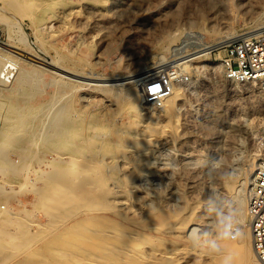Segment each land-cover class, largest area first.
Listing matches in <instances>:
<instances>
[{
  "label": "rangeland",
  "instance_id": "rangeland-1",
  "mask_svg": "<svg viewBox=\"0 0 264 264\" xmlns=\"http://www.w3.org/2000/svg\"><path fill=\"white\" fill-rule=\"evenodd\" d=\"M63 2L49 1L45 13L33 12L29 18L25 14L30 8L9 10L0 0V42L11 41L22 51L58 61V66L76 73L120 79L135 69L156 66L163 55L171 60L199 44L218 45L226 34L264 26V0ZM218 46L211 49L207 61L192 59L190 69L170 63L161 71L181 91L176 98H163L161 106L145 98V87L135 99L124 90L129 84L108 85L104 91L93 85L82 87L19 55L13 66L19 65L24 73L13 76L15 68L11 69L7 81L0 83V131L4 138L20 135L25 149L34 136L41 145L29 155L0 145V185L7 188L0 192V205H5L0 208V264H130L118 249L105 248L104 231L99 232L112 230L110 221L121 224L122 232L111 231V235L117 233L116 244L127 251L139 245V256L144 259L137 264H213L211 252L193 248L186 240L190 227L207 233V240L215 238L217 213H227L233 200L243 210L249 164L264 157V79H224L215 50ZM4 61L0 59V66ZM182 74L187 80H180ZM111 88L112 95L107 92ZM117 91L123 92L120 97L114 95ZM135 113L157 126L171 124L170 128L146 137L134 148L130 139L137 126ZM125 126L130 131L118 141L120 131L126 134ZM15 137L8 140L12 146ZM103 141L110 144L97 153ZM81 147L83 153H76ZM120 147L126 150L133 170L131 193L123 194L121 188L125 177L123 161L117 156ZM73 156L81 164L62 175L71 195L65 197L54 218L34 191L44 190L54 167ZM217 161L219 167L214 166ZM28 169L36 173L26 176ZM97 172L108 174V179L96 190L89 179ZM113 179L120 183L114 185ZM108 187L119 198L111 197ZM210 199L216 209L212 213L207 211ZM95 240L100 245L96 249ZM241 259L249 264L245 256Z\"/></svg>",
  "mask_w": 264,
  "mask_h": 264
},
{
  "label": "bare ground",
  "instance_id": "bare-ground-1",
  "mask_svg": "<svg viewBox=\"0 0 264 264\" xmlns=\"http://www.w3.org/2000/svg\"><path fill=\"white\" fill-rule=\"evenodd\" d=\"M1 1H4L7 5V7L9 8V10H14V11H22L24 10L25 8H30L31 11L28 13V14H25V16L29 17V18H32V14L33 12H39V13H45L47 11V6L49 4V1H52V3H60V0H1ZM63 2V0H62ZM63 5H64V2H63ZM65 7V5H64ZM27 10V9H26ZM25 11V10H24ZM261 13V12H260ZM93 14V13H92ZM59 16V15H58ZM258 16V15H257ZM31 20V19H30ZM261 24V23H260ZM17 27V26H16ZM16 30V29H15ZM262 30H264V26H261V27H258V28H255V29H251L249 31H246L244 33H240V34H233V33H229V34H226L224 36V38L219 42L220 44L222 43H226L228 42L231 38H234L236 36H246V35H249V34H256V33H259L261 32ZM10 39V38H9ZM37 42V41H36ZM12 42H0V59H4L5 61L2 62V65L0 66V83L1 82H6L10 75H11V69H14L15 68V73H13L12 75L14 76L16 73L17 74H23L24 73V70L19 66L17 65V67L13 66L14 64H16V61H18L19 59V55L20 56H23L25 59H30L31 61H34L36 63L39 64V67H42V66H46V67H49L51 70L55 71L58 73V77L62 80H67L68 82H76L77 85H93L94 88L96 87V89L98 90H103L106 89L104 88L105 86H108V85H111V87H115V86H118V85H125V84H129V86L124 89L125 92H127L126 94L129 95L130 98H134L140 94V90H143V87H146L145 85V82L149 79H153L151 78L152 76L154 75H159L161 73L162 70L166 69L165 67H167L168 65H172L170 63H173L172 67H179L181 69H188L189 67V62L192 60V59H195V58H202L203 61H207L208 57H209V53L211 52V49L215 46H218V45H209V44H199L198 47L196 49H194L193 51H190V52H187V53H179L177 56L173 57L171 60H166V58L164 57V55L162 56L160 54V57H161V60L160 62L154 67L152 66V68H147V69H141V70H133L132 73L129 74V76L125 77V78H100V77H90V76H87V75H83V74H80V73H76L74 71H70L72 69H65L64 67L62 66H58L60 64H57L58 61H55L53 59H50L49 61H46V60H43L33 54L30 53H27L26 51H22L20 50L19 48H16L13 46V43L11 44ZM16 49V50H15ZM33 52V51H32ZM3 54L4 55H8V57H3ZM21 60V59H20ZM52 60V61H51ZM58 60V59H57ZM200 62V61H199ZM30 63V62H29ZM208 64V63H207ZM191 66V65H190ZM203 66V65H202ZM37 71L36 72H39L40 68L35 66ZM171 67V68H172ZM48 69V68H47ZM190 69V68H189ZM11 70V71H10ZM45 70V69H44ZM49 70V69H48ZM168 70V69H167ZM185 70V71H186ZM50 71V70H49ZM164 72V71H163ZM169 72V71H168ZM92 74V73H90ZM95 74V73H94ZM93 74V75H94ZM165 74V72H164ZM98 76V74L96 75ZM155 76V78H156ZM57 77V78H58ZM172 78V77H171ZM259 79H264V77H260ZM58 80V79H57ZM19 82V79L17 80V82H15V85L18 84ZM57 83V82H56ZM65 83V82H64ZM63 83V84H64ZM68 84V83H65V85ZM64 86V85H63ZM68 86V85H66ZM90 86V87H91ZM81 87V88H82ZM109 87V86H108ZM76 88V87H75ZM1 89H3V87H1ZM7 89L9 91H11V87H7ZM114 89V88H113ZM112 88L111 89H107V92L109 94H113L114 93V90ZM95 90V89H94ZM182 90V89H181ZM111 91V92H110ZM65 92V91H64ZM63 92V93H64ZM118 92V91H117ZM123 93V92H122ZM121 91L118 92L117 94L115 93L114 95L116 96H121L122 95ZM108 95V94H107ZM181 95V91L179 88H176L174 87L173 85H171V91L169 92L168 95H166L164 98L165 99H171V98H176L178 96ZM129 103V102H128ZM130 106L132 104V102L129 103ZM171 106V105H169ZM171 110V109H170ZM170 113V112H169ZM9 114V113H8ZM175 114V113H174ZM167 115V114H166ZM176 116V115H174ZM19 122L21 124H23L24 122V119L22 118V116H19ZM6 118V117H5ZM174 119V118H173ZM176 119V117H175ZM7 121V120H6ZM170 121V120H169ZM133 122L135 123L136 126V129L134 131V133L132 134V137H131V144L130 145H134L133 147L135 148V145H137V142H140L141 140L145 139L146 137L150 136V135H158L160 132L163 133L166 132L168 130V128H170V125H163V126H157L155 125L153 122H150V121H145V120H142L141 116L139 113H135L134 114V119H133ZM173 122V121H172ZM5 123V122H4ZM73 124V123H72ZM4 126V125H3ZM69 127L70 129H74L73 126L69 125L67 126ZM168 127V128H166ZM4 128V127H3ZM7 130V128H4ZM10 129V128H9ZM15 129V127H14ZM11 130V129H10ZM124 133L126 134H123V131L121 132L120 131V134H118V141H121L122 139H124L126 137V135L128 134V132L130 131V128L125 126V129H124ZM9 131V130H8ZM6 132V131H5ZM12 133L11 134H14L16 131L12 130L11 131ZM122 133V134H121ZM160 133V134H161ZM20 134V133H19ZM23 134V132H21V135ZM16 135V133H15ZM6 136H8L7 134L5 135V138H4V134H3V129L2 131H0V145L4 146V149L6 148H10V149H15V150H20L21 153H24L25 155L26 154H31L35 148H38L41 143H38V138H36L34 136L33 140H32V143L30 144V146L28 148H23L22 145H21V139H20V135H16L15 139V144L14 146H12L10 144V142H8V140H11L12 138H14L12 135L10 138H7ZM10 136V135H9ZM23 136V135H22ZM93 136V135H92ZM91 135L90 136H87L89 140H91L92 137ZM161 136V135H160ZM86 137V138H87ZM97 138V137H96ZM94 140V139H93ZM103 140V139H102ZM97 142V141H96ZM109 143V142H108ZM108 143H105L104 141L101 142L100 144L98 143V146L96 148L97 150V153L100 152L102 150V148L104 149L105 147H107L109 144ZM88 144L90 145L91 142H88ZM93 144V143H92ZM95 144V143H94ZM108 144V145H107ZM96 145V144H95ZM93 145V146H95ZM114 145H117V144H114ZM11 146V147H10ZM131 147V146H130ZM110 148V147H109ZM84 147H81V148H77V152L76 153H83L84 151ZM133 149V148H132ZM140 149V148H139ZM95 150V149H94ZM134 150V149H133ZM136 150V149H135ZM138 150V149H137ZM56 150L54 149V152ZM103 152V151H102ZM107 152V151H106ZM135 152V151H134ZM43 153V152H42ZM56 153V152H55ZM108 154L109 153H112V152H107ZM73 154V153H72ZM59 155V154H58ZM63 155V154H62ZM97 155V154H96ZM107 156V155H106ZM109 156V155H108ZM118 158H120L122 161H123V167H124V177H125V181H124V186H121L122 188V192L124 194L129 192L130 189L129 187H134V184L129 186L130 184V179H131V172H133L132 170V167L130 165V161H128L126 159V150L123 148V147H120L119 149V152H118ZM29 157V156H26V158ZM65 157V156H64ZM72 157V156H70ZM78 158V157H77ZM18 159V158H17ZM22 159V158H21ZM24 159V158H23ZM22 159V160H23ZM32 159V158H31ZM65 159V158H64ZM21 160V161H22ZM58 160V159H57ZM61 160V159H60ZM92 160V159H91ZM110 160V159H109ZM120 161V160H119ZM36 162V161H35ZM121 162V161H120ZM14 163V162H13ZM61 165H56L54 168V172L53 173V176L52 177H49L47 179H45V186H44V190L43 188H36L35 189V193H37L39 195V198L41 201H43L44 205H45V209L47 208L48 210V213L49 215H51L52 217L55 218V216H57V212H59V206L61 205L60 209L62 208L63 206V201L65 200V197H68L69 195H71V190L69 188V186L65 185V184H69V182H65V181H62L61 180V177L62 175H65V172L73 167L74 165H79L81 163H79L73 156L72 159L70 160H61ZM93 163V162H92ZM10 164V163H8ZM19 164V163H18ZM24 164V163H23ZM17 165V164H15ZM29 165V164H28ZM257 165V161H253L252 159V162L249 164V170L244 178V181H245V186H247L248 188V191L250 189V186H251V183H252V178L254 176V173H255V170L253 169V166ZM21 166V165H20ZM24 166V165H23ZM41 166V165H40ZM5 167V166H4ZM15 167V166H14ZM22 167V166H21ZM26 167H29V166H26ZM27 169V168H26ZM14 172L17 171V167H15V169H12ZM19 170V169H18ZM1 171V169H0ZM28 172L26 173V176L27 175H32L34 173H36V170L35 169H28L27 170ZM122 171V170H121ZM18 172V171H17ZM16 172V173H17ZM107 172V171H106ZM122 173V174H123ZM131 174V175H130ZM105 175V174H104ZM104 175H102L101 173H95L94 175H90V183L92 184V187L93 188H97V187H100L102 185H106V178L108 177V174H107V177H105ZM47 176V175H45ZM115 177V176H114ZM119 177V176H118ZM111 178V177H110ZM123 178V177H122ZM24 179V178H23ZM64 179V178H63ZM67 179V178H66ZM108 179V178H107ZM112 179V178H111ZM114 181H111V183H114V185H116V183L118 181H120L119 179H113ZM24 181V180H23ZM43 183V182H42ZM120 183V182H118ZM14 184V183H13ZM31 184V183H30ZM107 185H110V184H107ZM113 185V184H112ZM227 186H229L227 184ZM34 187V186H33ZM68 187V188H67ZM104 187V186H102ZM46 188V190H45ZM107 188V187H106ZM108 193L111 197L113 198H119V195H117L110 187H108ZM120 188V189H121ZM232 188V187H231ZM21 189V188H20ZM94 189V191H95ZM115 189V188H114ZM28 190V189H27ZM97 190V189H96ZM5 191H7V188L0 185V192L3 194L5 193ZM132 191V190H131ZM131 191L129 193H131ZM230 191V190H229ZM107 193V194H108ZM121 193V192H120ZM106 194V193H105ZM106 197V196H105ZM110 197V198H111ZM125 197V196H123ZM246 198H248V194L246 196ZM80 199V198H79ZM127 199V198H125ZM97 200V199H95ZM118 200V199H117ZM122 200V199H121ZM129 200V199H128ZM242 200V199H241ZM244 201V200H243ZM84 202V201H83ZM100 202V200H99ZM122 202V201H121ZM105 203V202H104ZM131 203V202H130ZM132 204V203H131ZM107 205V204H106ZM105 206V205H104ZM108 206V205H107ZM126 206V205H125ZM129 206V205H128ZM132 206V205H130ZM243 206V210L241 211V216L239 218V223L241 225V228L243 230V237L241 238V241H235V242H221L222 245L225 247V250L228 251L229 253H231L233 256H234V264H243V260L241 259L243 256L246 257V259H248V262L249 264H262L261 261L259 260V258L257 257L256 255V252L254 250V247H253V244H252V234H251V229H250V223H249V216H248V212H247V200L246 202H244V205ZM5 205H0V208H4ZM103 207V206H102ZM241 207V206H240ZM109 208V207H108ZM75 209V208H74ZM77 209V208H76ZM100 209V208H99ZM105 209V208H104ZM107 209V208H106ZM137 210V207L135 208ZM194 209V208H193ZM192 209V210H193ZM93 210V209H92ZM97 210V209H96ZM80 211V210H79ZM106 212V211H105ZM68 213V212H67ZM73 213V212H72ZM82 214V213H81ZM84 214V213H83ZM59 215V214H58ZM64 215V214H63ZM50 216V217H51ZM65 216V215H64ZM73 216V215H72ZM58 217V216H57ZM66 217V216H65ZM71 217V216H69ZM106 217V216H104ZM68 218V217H67ZM5 219V218H4ZM60 219V218H59ZM105 221H107V219H105ZM185 221V220H184ZM64 222V221H63ZM185 223V222H184ZM183 223V224H184ZM187 223V221H186ZM107 224V223H106ZM110 224V227L112 228V230H106L105 231V228L103 230H101L99 233H104L105 235V238L106 240L103 242L105 243V248H109L111 251L112 249L116 248L118 249L117 250V253L120 255H127V257L129 258L128 260H126V262L128 261V263L130 264H137L138 262H140L142 259L144 258H141L139 255H140V248H139V245L138 244H135L134 247H130L131 249L130 250H125L124 247H121L120 245L116 244L115 241H113V238L117 235L118 232H122V228H121V224L117 223L116 221H110L109 222ZM51 225V224H50ZM55 225V223H54ZM53 225V226H54ZM52 226V227H53ZM59 226V225H58ZM57 226V227H58ZM85 227V226H84ZM105 227V224L104 226ZM106 227H109V226H106ZM123 227V226H122ZM142 227V226H141ZM190 227V225H189ZM188 228V227H187ZM195 227H190V229H193ZM53 229V228H52ZM117 231V233H112L111 235V231ZM133 230V229H132ZM144 230V229H143ZM158 230V229H157ZM192 231V230H191ZM110 235H109V234ZM134 233V232H132ZM131 233V234H132ZM90 234V233H89ZM98 235H102V234H98ZM126 236V235H125ZM45 237V236H44ZM101 237V236H100ZM98 237V238H100ZM30 238V237H29ZM16 239V238H14ZM43 239V238H42ZM97 239V238H95ZM98 240V239H97ZM95 240V241H97ZM103 241V240H102ZM126 243V242H125ZM157 243V242H156ZM123 244V243H122ZM21 246V244H19ZM162 246V245H161ZM100 247L99 245V242H95L93 244V248L96 249ZM78 248V247H77ZM104 248V249H105ZM185 248V247H184ZM79 249V248H78ZM155 249V248H154ZM166 249V248H165ZM83 250V249H82ZM181 250V249H180ZM183 250V249H182ZM153 251V250H152ZM170 251V250H169ZM208 251V250H207ZM76 252V251H75ZM106 253V252H105ZM175 253V252H174ZM179 253V252H178ZM208 253V252H207ZM13 254V253H12ZM62 254V253H61ZM107 254V253H106ZM171 254V253H170ZM200 254V253H199ZM15 255V254H14ZM94 255V254H92ZM143 255L142 257H144V254H141ZM173 255V253H172ZM184 255V254H183ZM73 256V255H72ZM77 256V255H76ZM79 256V255H78ZM153 256V255H152ZM170 256V255H169ZM1 257V256H0ZM120 257V256H119ZM173 257V256H172ZM76 258V257H75ZM74 258V259H75ZM111 258V257H110ZM109 258V259H110ZM123 259L125 257H122ZM209 258L211 260V262L213 264H220V258L217 257L216 255L210 253L209 255ZM77 259V258H76ZM84 259V258H83ZM168 259V258H167ZM90 260V259H88ZM111 260V259H110ZM6 261V260H5ZM104 261V260H103ZM246 261V260H245ZM143 262V261H142ZM6 264V263H5ZM87 264V263H86ZM104 264V263H103ZM113 264V263H112ZM248 264V263H247Z\"/></svg>",
  "mask_w": 264,
  "mask_h": 264
},
{
  "label": "built area",
  "instance_id": "built-area-1",
  "mask_svg": "<svg viewBox=\"0 0 264 264\" xmlns=\"http://www.w3.org/2000/svg\"><path fill=\"white\" fill-rule=\"evenodd\" d=\"M224 79L248 82L264 77V31L231 38L215 48ZM221 52V53H220ZM181 81L187 80L182 74ZM178 78V77H177ZM145 98L156 106L171 91V76L159 74L145 82ZM247 212L252 244L257 257L264 264V157L259 159L248 191Z\"/></svg>",
  "mask_w": 264,
  "mask_h": 264
},
{
  "label": "clouds",
  "instance_id": "clouds-1",
  "mask_svg": "<svg viewBox=\"0 0 264 264\" xmlns=\"http://www.w3.org/2000/svg\"><path fill=\"white\" fill-rule=\"evenodd\" d=\"M219 167V161L215 163ZM209 213L215 212L216 209L212 207L211 199L208 201ZM241 216V208L235 200L232 201V207L227 213H217V235L211 240H207V233H201L198 228H193L186 236V240L190 246L196 249L205 247L209 252L220 258V264H234V256L225 250L221 242H235L240 240L244 233L239 223Z\"/></svg>",
  "mask_w": 264,
  "mask_h": 264
}]
</instances>
